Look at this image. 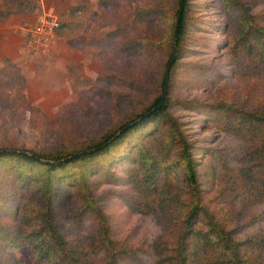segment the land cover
Listing matches in <instances>:
<instances>
[{
  "label": "rangeland",
  "instance_id": "rangeland-1",
  "mask_svg": "<svg viewBox=\"0 0 264 264\" xmlns=\"http://www.w3.org/2000/svg\"><path fill=\"white\" fill-rule=\"evenodd\" d=\"M152 1L38 0L11 16L19 24L14 23L8 35L0 24V148L48 153L90 144L117 133L120 124L149 105L162 91L166 58L174 46L176 4L160 0L155 18L138 19L139 7ZM240 1L264 27V0ZM78 3H86L92 13L77 36L58 35L56 45L45 53L27 49L25 27L36 16L52 12L63 21L70 6ZM231 11L221 0H188L177 62L169 68L164 115L128 132L110 156L70 167L67 177L57 182L59 192L52 199L61 232L68 243L87 249L93 264H104V248L96 242L104 226L108 237L134 248L133 255L118 257L120 263L174 260L171 254L183 228V209L172 220L152 211H135L126 200L153 197L146 196L142 185L151 174L176 199L194 198L178 162L180 141L171 133L174 127L189 141L198 194L217 220L237 240L264 233V174L252 155L253 142L226 122L238 110L264 107V62L252 68L235 64L239 56L230 46L236 28L233 15L240 11L236 7ZM3 18L0 13V22ZM30 164L0 158L3 209L14 199H35V204L45 199L44 174L40 166ZM146 169L151 174L145 177ZM3 218L13 221L7 215ZM159 240L162 245L155 246ZM8 250L9 246L0 251ZM15 251L26 261L22 248ZM245 264H264V254L260 261Z\"/></svg>",
  "mask_w": 264,
  "mask_h": 264
},
{
  "label": "trees",
  "instance_id": "trees-1",
  "mask_svg": "<svg viewBox=\"0 0 264 264\" xmlns=\"http://www.w3.org/2000/svg\"><path fill=\"white\" fill-rule=\"evenodd\" d=\"M159 1L153 0L148 7H139L138 19L152 20L155 18L154 13H158L156 5ZM221 1L225 10L232 12L231 9L236 7L240 11L238 16L233 15L236 28L233 43L230 46L235 57L239 56L234 58L235 64L246 68L258 66L259 62H264V27L255 21L240 0ZM37 2L38 0H2L0 13L9 15L18 12L21 6L29 3L36 5ZM180 7H182L181 12H179ZM187 7L188 0H176L173 11L175 19L172 25V44L174 46L166 58L167 68L161 77L162 91L132 119L120 124L117 133L114 130L93 143L48 153L14 147L0 148V158L2 159L15 158L22 162H31V167L35 164L41 167L39 172L44 174L42 177L44 186L41 185V188L45 197V199H40L41 202L38 200L36 204L34 203L35 199L26 201L14 199V203L6 208L0 207V250H5L7 246L10 247V250L6 252L0 251V264H93L89 251L68 243L61 232L59 213L54 206V199H52L59 192L57 182L62 180V176L67 177L66 174L70 167L89 163L93 158L110 156L115 146L124 136L128 135V132L156 121L159 116L164 115L169 100L168 87H166V93L161 101L166 73L168 80L169 68L175 66L177 62V52L185 32ZM91 13L86 3L73 4L66 13V19L62 21L59 18L56 34L76 35L83 29L84 22ZM174 47L177 51L171 61ZM226 122L253 142L252 155L258 159L259 171L264 174V107L246 111L238 110L233 117L226 119ZM171 133L175 134L180 141L178 158L180 160H176L181 162L184 167V174L189 180L194 198L188 201L176 199L175 194L170 189H163L149 169H146L144 176L151 175L148 177L149 182L143 179V190H145L146 196L153 197L131 199L125 195L129 206L138 212L152 211L168 216L172 220L180 215L182 209L186 213L182 219L183 228L179 235L178 245L174 253L171 254L174 260H171L170 264H245L247 261L249 263L260 261L264 254V233H257L244 240H237L233 236V231L226 229L217 220L216 214L206 207L198 194V171L189 141L179 134L176 127L171 130ZM166 144L167 142L165 146ZM91 167V165L87 166V172H90ZM82 175L87 180L84 172ZM89 202L93 204L92 197ZM3 215L11 217L13 221H6ZM199 215L204 216V219L199 218ZM102 223H104V219ZM96 238L99 247L104 248V264H125L120 263L118 257L133 255L135 252L130 245L108 237L105 233V226L100 231L98 230ZM161 245L162 240H159L155 246ZM19 248L23 249L26 261H21L16 257L15 250Z\"/></svg>",
  "mask_w": 264,
  "mask_h": 264
},
{
  "label": "built area",
  "instance_id": "built-area-1",
  "mask_svg": "<svg viewBox=\"0 0 264 264\" xmlns=\"http://www.w3.org/2000/svg\"><path fill=\"white\" fill-rule=\"evenodd\" d=\"M59 17L52 12H44L25 27V44L29 51L45 53L55 44L58 35L56 27Z\"/></svg>",
  "mask_w": 264,
  "mask_h": 264
},
{
  "label": "crops",
  "instance_id": "crops-1",
  "mask_svg": "<svg viewBox=\"0 0 264 264\" xmlns=\"http://www.w3.org/2000/svg\"><path fill=\"white\" fill-rule=\"evenodd\" d=\"M0 3H1V7H2V0L0 1ZM1 7H0V8H1ZM70 7H71V6H70ZM68 10H69V9H68ZM15 13H17V12H15ZM15 13H12V14H9V15H3V16H4L3 21L0 22V24H4V25H5L3 30H4V32L6 33V35L9 34V29L13 27L14 23H18V24H19V22H15V21L11 18V16H12L13 14H15ZM23 18H25V17H23ZM23 18H22V19H23ZM80 32H81V31H80ZM80 32H79V33H80ZM79 33H77V34L74 35V36H63V35H61V36H62V37H66V38H73V37L77 36ZM58 39H60L59 36H58V38H57V40H56V42H55L54 45H56ZM54 45H53V46H54ZM53 46H52V47H53ZM52 47H51V48H52Z\"/></svg>",
  "mask_w": 264,
  "mask_h": 264
},
{
  "label": "water",
  "instance_id": "water-1",
  "mask_svg": "<svg viewBox=\"0 0 264 264\" xmlns=\"http://www.w3.org/2000/svg\"><path fill=\"white\" fill-rule=\"evenodd\" d=\"M181 1H183V0H181ZM181 10H182V7H180L179 12H181ZM178 16H179V13H178ZM176 51H177V49H176V47H174L173 54H172V57L170 59L171 61L174 59ZM166 87H167V73H166V80H165V83H164V91H163V94H162L161 101L163 100V96L166 93ZM159 105H160V103H159Z\"/></svg>",
  "mask_w": 264,
  "mask_h": 264
}]
</instances>
